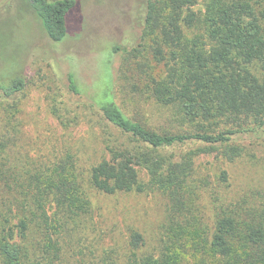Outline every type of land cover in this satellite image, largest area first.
<instances>
[{
    "label": "trees",
    "instance_id": "trees-1",
    "mask_svg": "<svg viewBox=\"0 0 264 264\" xmlns=\"http://www.w3.org/2000/svg\"><path fill=\"white\" fill-rule=\"evenodd\" d=\"M75 4L28 0L27 8L60 43ZM198 4L144 0L137 42L113 48L122 91L164 108L173 130L128 116L111 78L107 97L92 96L90 106L122 141L106 145L108 157L85 173L70 155L42 162L14 151L26 79L0 83V264L62 263L61 243L91 213L90 191L157 192L167 202L156 253L139 254L143 237L131 231L123 258L104 256L100 264H264V190L230 199L225 171L215 192L195 170L200 154L232 162L241 137L264 136V0ZM67 88L73 96L83 91L72 73Z\"/></svg>",
    "mask_w": 264,
    "mask_h": 264
},
{
    "label": "rangeland",
    "instance_id": "rangeland-1",
    "mask_svg": "<svg viewBox=\"0 0 264 264\" xmlns=\"http://www.w3.org/2000/svg\"><path fill=\"white\" fill-rule=\"evenodd\" d=\"M27 1L0 0V83L17 75L26 79L22 111L17 116L21 134L14 151L42 162L70 155L84 173L107 158L106 145L122 139L90 105L94 106L92 96L107 97L111 78L115 100L128 116L173 130L169 112L154 110L143 98L127 96L116 80L120 55L113 54L114 45L128 48L137 42L144 0H75L66 37L60 43L47 37L28 11ZM202 3L199 0L198 7ZM69 73L83 90L79 96L68 92ZM237 143L243 151L232 162L207 154L195 161L196 176L206 178L215 192L222 190L220 172L227 173L223 188L230 199L264 190V136L244 135ZM189 146L174 152L199 145ZM88 196L91 213L80 222L73 238L61 243L63 261L59 264H100L108 255L121 259L131 231L143 237L139 254L156 253L167 203L160 193L90 191ZM200 202L209 213L205 194Z\"/></svg>",
    "mask_w": 264,
    "mask_h": 264
}]
</instances>
